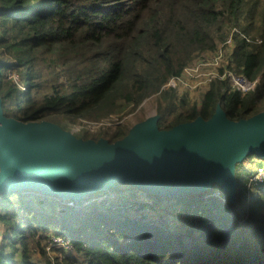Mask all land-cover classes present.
<instances>
[{"label":"trees","instance_id":"trees-1","mask_svg":"<svg viewBox=\"0 0 264 264\" xmlns=\"http://www.w3.org/2000/svg\"><path fill=\"white\" fill-rule=\"evenodd\" d=\"M232 27L251 38L235 36L233 62L239 74L261 78L255 91L242 94L229 81L216 80L200 103H190L165 87L196 58L215 52ZM153 96L160 130L211 120L219 107L233 122L263 113L264 0H0L6 116L56 125L100 122L124 103L137 109ZM129 132L118 129L110 142ZM246 158L260 161L253 174L264 169L263 158ZM256 187L249 202L240 191L233 200L217 184L164 197L119 183L81 200L106 195L89 211L26 189L0 201V264H264V182ZM113 204L154 221L121 219L107 211ZM52 236L73 244L71 251L57 249L53 262L46 253Z\"/></svg>","mask_w":264,"mask_h":264},{"label":"water","instance_id":"water-1","mask_svg":"<svg viewBox=\"0 0 264 264\" xmlns=\"http://www.w3.org/2000/svg\"><path fill=\"white\" fill-rule=\"evenodd\" d=\"M264 159V112L238 122L218 108L211 120L160 130L148 119L111 143L77 139L47 121L5 115L0 100V197L34 189L78 200L119 183L164 197H182L217 184L236 197L234 165Z\"/></svg>","mask_w":264,"mask_h":264},{"label":"rangeland","instance_id":"rangeland-1","mask_svg":"<svg viewBox=\"0 0 264 264\" xmlns=\"http://www.w3.org/2000/svg\"><path fill=\"white\" fill-rule=\"evenodd\" d=\"M220 45H221V42L218 45V48L220 47ZM207 55L208 53L199 56L189 66L196 65ZM209 70H212V67H209L208 69L204 71H209ZM12 77H14L16 83L19 85V87L23 91L27 90V85L25 83L20 82L19 76L17 74L12 75ZM53 77L56 78L57 74H54ZM198 80L199 82L201 81L203 82L199 85ZM208 88H209L208 84L204 81V77H201L197 80L189 79L187 81V84L180 85L177 90H178L179 96L181 97V96L186 95L185 97H188L187 99L190 103H200L204 94L207 92ZM152 116H155L158 118V124H159L158 104H157L156 96L150 97L147 100H145L137 109L133 108L131 104L124 103L117 110L116 113H114L109 118L103 121H100V122H90V121H85L84 119L82 120L80 119L78 123L73 124L68 119L65 121L61 120L58 126L66 130L67 132L71 133L72 135H74L77 139H82V140L91 139L96 142H98L100 139H106L110 141L111 136L116 131H118V129H121L122 131L131 130L136 125L148 120ZM53 117L57 118L55 116ZM51 119L53 120V118ZM258 161L259 159L257 158H250V159L245 158L242 162L234 165V179L236 182L237 193L238 191H240L243 197L249 202L252 201L251 200L252 196L258 195V187L256 186L249 187V183H247L248 177L250 175H253V173L257 170ZM258 178L262 180L264 178V173H260ZM113 196L114 195H112L111 197ZM105 198H106V195L103 196L102 199H96V201L87 200L83 203H81L80 201L83 200L84 198L78 199V200H74V199H71V200L74 201L75 207H78V208L85 207V209L84 208L83 209L86 211H89L91 210V207L89 206L90 203L96 204L97 202L99 203ZM233 200H235V197ZM111 210H114V212H116V214H118L121 219L125 217H130L132 219L135 218L137 219V221H140V222H142L143 220L144 221L147 220L151 222L154 221L152 217H148L146 215L141 216V214H138V212L134 211L132 208H130V206H124L123 208H119L118 204H113L109 208H107L108 212H110ZM135 212L137 213V215H133V213ZM184 241H190V240L185 239ZM1 245L2 243L0 244V248H1ZM46 253L49 259L52 260V262L55 261V259L57 261V257H59V252L57 251V249L53 250L51 254H49L48 252ZM35 257L38 260H41L42 261L41 263H43V259L41 258L39 254H36Z\"/></svg>","mask_w":264,"mask_h":264},{"label":"built area","instance_id":"built-area-1","mask_svg":"<svg viewBox=\"0 0 264 264\" xmlns=\"http://www.w3.org/2000/svg\"><path fill=\"white\" fill-rule=\"evenodd\" d=\"M239 34L241 37L245 38L247 41L251 42V38L243 34L237 27H232L226 39L221 42L220 47L213 53H208L199 63L194 66H187L183 73L179 76L172 77L165 87H171L173 89H178L180 85L187 84L189 79H199L204 77V81L208 84L210 88L211 84L216 80L229 81L234 90L247 94L253 92L257 89L258 85L261 83V78L256 80H251L243 74H239L235 69V63L233 62V51L235 47V36ZM220 44V43H219ZM232 65V66H231ZM212 67V70L204 71ZM203 81L199 82L200 85ZM164 87V88H165ZM208 88V89H209ZM207 89V90H208ZM223 110L221 107H219ZM260 173H264L263 168H259L258 171L252 175L249 182V187L260 185L264 182V178L259 179ZM0 197V201H1ZM93 201V200H90ZM69 206H74L73 200H68L66 202ZM4 239V226L0 223V244ZM51 243L46 248L47 252L51 254L53 250L63 248L67 251L73 249L72 241L63 236H52L50 238Z\"/></svg>","mask_w":264,"mask_h":264},{"label":"bare ground","instance_id":"bare-ground-1","mask_svg":"<svg viewBox=\"0 0 264 264\" xmlns=\"http://www.w3.org/2000/svg\"><path fill=\"white\" fill-rule=\"evenodd\" d=\"M155 116L150 117V119L154 118Z\"/></svg>","mask_w":264,"mask_h":264}]
</instances>
